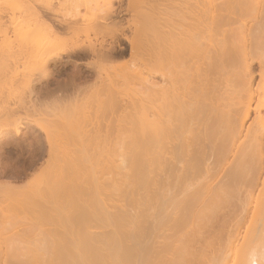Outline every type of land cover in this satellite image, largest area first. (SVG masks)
<instances>
[{
	"label": "bare ground",
	"instance_id": "6f19581e",
	"mask_svg": "<svg viewBox=\"0 0 264 264\" xmlns=\"http://www.w3.org/2000/svg\"><path fill=\"white\" fill-rule=\"evenodd\" d=\"M53 1L69 20L60 18ZM39 10L52 14L62 31L41 27L40 44L23 48L32 59L23 86L28 101L7 109L0 137H18L24 124L35 126L48 146L44 170H55L54 136L60 131L33 118L47 103L39 102L42 92L33 85L52 65L60 74L75 63L99 75L106 63L128 53L143 60V69L128 79L137 87L140 149L116 169L110 199L98 200L104 230L71 254L45 243L60 242L58 204L27 194L7 197L21 194L20 188L1 182L0 264H264V213L216 212L228 187L207 186L225 171L226 185L241 187L264 170V0H0V26L29 21ZM84 26L101 39L99 46L81 41ZM147 34L152 40L143 55L147 39L146 47L140 40ZM83 91L63 82L45 94L63 105ZM87 210L89 217L97 212L94 206Z\"/></svg>",
	"mask_w": 264,
	"mask_h": 264
},
{
	"label": "rangeland",
	"instance_id": "374dc122",
	"mask_svg": "<svg viewBox=\"0 0 264 264\" xmlns=\"http://www.w3.org/2000/svg\"><path fill=\"white\" fill-rule=\"evenodd\" d=\"M55 2L53 1L56 11L61 16L60 18L68 17L66 20H69L68 11L64 7L59 8L60 6L58 7L57 2ZM1 11L7 17L11 16L10 9L5 8ZM37 15L35 18L32 16L33 19H29V21L22 23L7 21L0 26L1 124L6 121L5 113L8 108L17 103L20 105L28 101L23 86L24 80L29 76L32 59L27 53L28 50H25L27 55H24V49L28 48L27 45L29 49L36 47L35 44L40 38H43L42 35L37 34L38 31H42L41 29H52L55 33H59L61 28L60 24L55 22L56 19L52 14L44 12L42 14L39 10ZM86 27L80 29L81 41H84L85 45L96 44L99 46L101 39L98 38L100 42H97L92 30L89 33V27ZM27 29L29 32L35 29L33 30L34 33L32 32L33 35H28ZM133 30V27L126 29L125 34L132 37ZM139 39L137 40L138 43ZM145 39L148 40H146V46L150 45L152 38L149 34L141 38L140 44L144 43L142 46H145ZM149 48L150 46L142 49V54H146V50ZM17 50H20L21 53ZM142 64L141 57H131L127 53L125 56L116 57L111 62L106 63L105 71L102 72L103 75H96L97 73L93 69L87 70L75 63H71L60 74V68H55L52 65L48 71L54 74L47 71L49 77L46 76L33 85L34 91L42 92V94L39 93L41 96L39 102L46 103L47 101L42 108V110L44 109L43 112L41 110V114L34 115L33 118L45 127H51V129L54 127L53 129L56 128L60 131L59 136L54 133L57 155L55 170H44L46 169L44 163L48 158V146L44 141L45 137L38 129L34 128L35 126L30 127L24 124L25 128L21 130V135L18 137H14L11 132H6L4 137H0V187L3 185L1 182L10 181L14 186L11 185L20 188L19 192H21L18 195L9 193L6 196L20 197L27 194L48 199L54 202L56 206L58 204V211L55 207L59 229L56 238H59L60 242L52 244L49 239H46L45 243L49 249L55 246L54 251H63L69 254L70 251L81 245L82 241H86L94 233L99 234L104 230L101 222L103 215L99 211L98 205L100 206V203L98 200L100 198L105 199V197L110 199L108 183L114 179L115 172L118 173L116 169L124 163L127 164V161L135 159L140 149L139 127L141 118L136 101L138 98L136 97L138 96L137 87L128 83L130 82L128 79L132 78L136 71L143 69ZM253 66V70L257 72L259 70L258 65L254 64ZM80 69L85 72L84 76H80ZM72 77H75V82ZM63 82L65 85L73 83L81 85L84 91L79 100L72 99V101L69 99L71 102L66 100L63 105L59 104L62 102L57 100V105L54 103L56 98L48 99L49 97L45 93L48 90L59 91ZM24 133L27 137H24ZM34 137H38L36 141ZM40 152H43V160L41 159L37 161L36 165H32L30 163L31 158ZM61 165H66L64 166L66 169L61 168ZM34 166L38 169L43 167V170L35 169V171ZM21 169H24L25 172L18 171ZM117 170L119 171V169ZM222 174L227 173L224 171ZM222 174L207 183L208 187L216 190L221 187H228L227 190H223L222 197L219 192L217 193L221 199L218 201L216 212L239 214L243 213L246 208L247 213H264V170L257 177L255 175L250 179L242 180L244 187L238 186V190L236 189L238 188L237 185L235 188L226 185V176L222 177ZM49 189L55 198L50 197L46 192ZM246 189L250 193L248 196L244 195L247 193ZM106 203L109 204L108 201ZM88 206H94L97 210L93 217H89Z\"/></svg>",
	"mask_w": 264,
	"mask_h": 264
}]
</instances>
